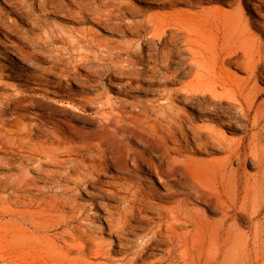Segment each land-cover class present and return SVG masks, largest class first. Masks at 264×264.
I'll list each match as a JSON object with an SVG mask.
<instances>
[{
	"label": "rangeland",
	"instance_id": "obj_1",
	"mask_svg": "<svg viewBox=\"0 0 264 264\" xmlns=\"http://www.w3.org/2000/svg\"><path fill=\"white\" fill-rule=\"evenodd\" d=\"M246 1L0 0V264L102 262L84 254V231L104 242L110 264L123 262L120 243L159 222L145 204L130 203L132 182L152 192L148 206L168 204L147 162L184 193L196 180L223 199L232 211L228 264H264V9L261 18ZM237 14L250 24L242 37L224 29ZM252 49L250 67L263 73L250 80L243 54ZM195 51L205 58L195 60ZM25 126L32 144L56 134L74 148L110 140L121 165L132 153L143 171H102L98 184L73 192L84 213L72 219L49 203L74 185L62 175L48 180L56 168L30 161L16 143ZM212 205L190 202L209 222L221 217ZM132 207L139 229L111 235L105 218ZM156 252L149 260L163 255Z\"/></svg>",
	"mask_w": 264,
	"mask_h": 264
},
{
	"label": "bare ground",
	"instance_id": "obj_2",
	"mask_svg": "<svg viewBox=\"0 0 264 264\" xmlns=\"http://www.w3.org/2000/svg\"><path fill=\"white\" fill-rule=\"evenodd\" d=\"M243 4H247L246 0H240ZM256 2L260 0H249L251 6L254 7L255 13L259 14L263 18L260 9H264L263 6H257ZM263 3V2H262ZM250 24L243 20L240 15L232 16L228 19L224 29L228 33L234 36H243L247 33ZM254 49L244 51L243 58L245 65L250 67V58L253 56ZM258 53L261 55L264 52L260 49ZM195 60L205 58L201 52H194ZM249 61V64L248 62ZM247 62V63H246ZM250 80L258 79L259 74H262L260 65L257 63L255 66L250 67ZM238 86V85H237ZM120 130H125L122 127H116L115 132L120 133ZM28 133V127L25 126L18 130L19 138H16V143L24 149H28L33 157L30 159L33 164L39 166L51 164L53 170L47 171L45 176L48 180H54L58 176L62 175L68 178L74 185L73 190L71 188H62L59 184L54 183V187H60L63 191L61 197L55 196V202L49 203V208L56 210H63L68 208L71 210L72 219H77V215L84 213V206L78 203L76 196L73 194L74 191L86 192L91 185H96L99 182L101 172L111 168H121L128 172V174L135 172H142L144 164H141L136 156L132 153H127L126 164L121 165V154L117 148L116 143L100 142L95 146L85 145L82 147H69V142L66 138L56 134L54 140L44 142L41 144H32L30 137H24ZM59 143L55 146V143ZM15 144V142H11ZM64 150L63 152H61ZM72 153H75L74 155ZM68 157L65 159L62 155ZM75 158V159H70ZM80 160V161H78ZM96 161L95 163H91ZM178 159L168 163V168H173ZM74 162L73 168L65 172H61V169H66L65 165ZM146 167L152 171L157 177L159 183H162L165 189V193L160 195V199H165L168 204L161 205H150V197L153 196L152 192L143 189L141 181H133L131 188L130 203L136 205L138 203L145 204L144 206L156 215L155 218H151L153 222L158 220L159 222L155 225H151V230L146 232L144 235L138 236L137 241L128 245L126 243H120L122 249L126 250L124 253L126 259L120 264H228L229 263V252H230V236L231 230L229 221L231 220V210L222 198L214 197V194H205L197 186L201 183L194 180L188 184V188L191 189L190 193H184L180 189L185 188L183 184L177 179L165 181L162 178L164 170L161 166L155 165L153 162H147ZM201 186V185H200ZM202 187V186H201ZM43 188V187H42ZM72 192V193H71ZM70 193L72 195H70ZM69 194V195H67ZM183 196L184 198H178ZM195 197L197 200L206 199V201L215 200L216 205H212L214 209L218 210L221 217L218 221L209 222L203 221L198 215L195 208L190 206L192 198ZM18 198V197H17ZM20 202V199L18 200ZM44 201V200H43ZM50 201V200H48ZM198 203L205 204L203 201ZM25 204V202H22ZM40 204V203H39ZM213 204V203H209ZM206 205V204H205ZM151 212V213H152ZM140 216L137 214V208L132 207L130 211H125L118 216L110 214L106 217V221L109 225L110 234L119 237L124 235H130L131 230H137L138 227L131 225L130 221L132 218ZM141 231V230H139ZM86 238V248L83 250L84 254L92 257L94 260H101L102 262L91 264H110L112 253L110 250L105 249L103 241L99 240L94 236L92 231H84ZM223 241L222 243L220 241ZM128 248V249H127ZM208 249L209 256L202 262V252L206 253ZM156 251L162 253V256L149 260L157 256L154 254ZM157 253V252H156Z\"/></svg>",
	"mask_w": 264,
	"mask_h": 264
}]
</instances>
